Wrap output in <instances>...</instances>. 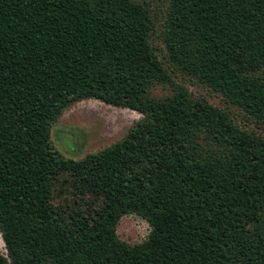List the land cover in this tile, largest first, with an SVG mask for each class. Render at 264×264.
Returning <instances> with one entry per match:
<instances>
[{
  "label": "trees",
  "instance_id": "trees-1",
  "mask_svg": "<svg viewBox=\"0 0 264 264\" xmlns=\"http://www.w3.org/2000/svg\"><path fill=\"white\" fill-rule=\"evenodd\" d=\"M89 98L141 118L68 157L53 125ZM0 235V264H264V0H0Z\"/></svg>",
  "mask_w": 264,
  "mask_h": 264
},
{
  "label": "rangeland",
  "instance_id": "rangeland-1",
  "mask_svg": "<svg viewBox=\"0 0 264 264\" xmlns=\"http://www.w3.org/2000/svg\"><path fill=\"white\" fill-rule=\"evenodd\" d=\"M155 3H159V0H155ZM157 39V43L163 46L162 41ZM188 87L194 95H203L215 105L231 108L241 127L259 129L245 118L243 111L234 105H228L221 95L209 92L206 87L192 81H188ZM153 92L161 95L168 90L158 86ZM140 118L141 113L138 111L112 106L94 98L83 99L64 108L53 125L51 138L55 147L63 154L79 158L120 140ZM66 195L67 193L63 196ZM63 196L56 193L54 200L60 201ZM149 232L148 222L134 213L124 214L117 224L119 238L132 244L143 241ZM0 251L4 254L6 252L1 235Z\"/></svg>",
  "mask_w": 264,
  "mask_h": 264
}]
</instances>
